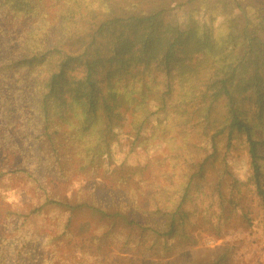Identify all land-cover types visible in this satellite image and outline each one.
Listing matches in <instances>:
<instances>
[{
  "label": "rangeland",
  "instance_id": "1",
  "mask_svg": "<svg viewBox=\"0 0 264 264\" xmlns=\"http://www.w3.org/2000/svg\"><path fill=\"white\" fill-rule=\"evenodd\" d=\"M42 1L43 6L29 15H16L0 6V170L6 172L7 166L14 165L26 172L0 178V264H28L37 252L44 253V264H264V212L250 182L245 137L236 134L228 141L225 130L213 139L216 150L210 156L214 131L209 124L219 125L218 120L226 116L225 97L211 105L207 119L198 99L181 102L177 97L162 111L149 97L141 108L148 114L144 127L137 132L127 116L115 129L117 140L110 157L101 151L98 167L82 169L72 156L81 151L85 162L95 163L99 159L93 148L96 136L80 135L73 113L69 116L75 135L62 123L54 138L58 150L64 144L76 151H67L59 164L39 155L32 107L36 83L47 76L50 65L6 67L8 61L18 62L28 55L25 44L34 38L59 52L52 66L65 54H78L107 16L105 10L110 12L116 5H137L133 11L140 14L163 6L165 22L183 26L193 15L209 25L208 4L218 0H106L102 12L97 0H80L79 10L74 5L79 0ZM224 1L229 5L227 14L243 21L234 5L237 1ZM245 1L255 6V0ZM92 2L98 4V18L89 14L87 4L92 7ZM72 5V12L64 17ZM227 14L218 13L214 27ZM195 58L200 71L207 67L208 75L213 72L211 58L201 54ZM244 106L254 108L250 103ZM260 137L264 139V131ZM204 161L203 174L192 177ZM260 164L264 173V153ZM184 187L188 194L176 216L177 230L171 235L151 232L149 212L155 207L174 210ZM32 239L37 250L26 245Z\"/></svg>",
  "mask_w": 264,
  "mask_h": 264
},
{
  "label": "trees",
  "instance_id": "2",
  "mask_svg": "<svg viewBox=\"0 0 264 264\" xmlns=\"http://www.w3.org/2000/svg\"><path fill=\"white\" fill-rule=\"evenodd\" d=\"M97 1L102 7L101 12L104 11L106 0ZM235 1L237 3L234 5L240 8L244 17L243 21L228 15L229 5L224 0H218L213 5L208 4L206 19L209 25L190 15L183 26L165 22L163 6L140 14L133 11L137 5L129 8L116 5L110 12L105 10L107 16L100 20L90 42L81 52L65 54L62 60L53 62L54 66L51 64L52 59L59 54L58 51L49 50L42 39L37 41L34 38V41L26 42L28 55L20 59L19 63L8 61L6 67L27 65L32 69L50 65L47 76L36 83L37 100L32 107L34 126L39 132L41 160L59 164L67 151H76L74 147L64 144L58 150L54 138L62 123L75 135L69 116L72 113L79 120L80 135L96 136L93 148L95 157L99 159L95 163L85 162L83 153L78 150L72 158L82 169L96 168L101 162L98 155L101 151L110 157L111 145L117 140L115 129L127 116L133 119L137 132L144 127L148 114H144L141 108L149 97L156 101L162 111L177 97L181 102L198 99L204 104L201 111L205 112V119L209 116L211 105L225 97L228 102L226 116L218 120L219 125L216 121L209 124L214 131L211 136L214 148L210 156L216 150L213 139L225 130L228 141L236 134L245 137L252 169L250 182L264 212V173L260 164L264 153V139L260 137V132L264 131V0H255L254 5L257 7L247 5L245 0H241L243 4L240 0ZM2 5L16 15H29L35 7L40 9L43 1L0 0ZM74 5L76 10L83 8L80 0ZM74 5L65 10L64 17L68 11L72 12ZM97 6L93 2L92 7L87 4L92 18H98L95 14ZM218 13L228 16L214 27L215 19L220 16ZM222 24H226L225 28ZM199 54L213 60V72L209 75L207 67L200 71L195 58ZM79 71L82 72L81 76L76 74ZM136 100H139L138 105ZM245 103H250L254 108L246 109ZM55 118L60 119V122L56 124ZM205 128L208 129V120ZM14 167L7 166L6 172L0 170V178L24 172ZM195 169L192 177L201 176L205 161L197 164ZM187 194V187H184L182 198L174 210L155 207L149 212L151 232L174 234L177 230L176 216ZM47 203L69 208L82 207L80 204L70 205L57 200H47ZM94 209L103 216L109 215L98 208ZM181 215L185 216L183 213ZM127 222L140 224L135 220ZM36 244L35 239L26 242L34 250H37ZM44 258V253L37 252L28 264H44Z\"/></svg>",
  "mask_w": 264,
  "mask_h": 264
}]
</instances>
